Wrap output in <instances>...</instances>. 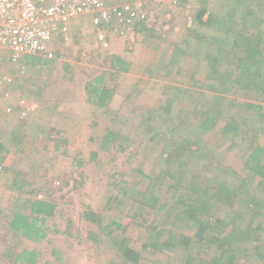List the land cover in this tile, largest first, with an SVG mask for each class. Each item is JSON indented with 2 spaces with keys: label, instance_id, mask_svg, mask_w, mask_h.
<instances>
[{
  "label": "rangeland",
  "instance_id": "374dc122",
  "mask_svg": "<svg viewBox=\"0 0 264 264\" xmlns=\"http://www.w3.org/2000/svg\"><path fill=\"white\" fill-rule=\"evenodd\" d=\"M127 2L134 5L136 1ZM203 10L210 23L199 26ZM137 16L128 29L122 21L125 13L121 19L115 13L123 47L134 50L139 43L142 46L140 39H158L151 43L156 52L144 50L146 56L168 61L173 46L194 59L198 47H205L209 56L214 47L223 46L210 75L176 78L158 68L154 76L149 75L148 66L138 65L146 75L133 87L125 84L121 98L113 97L112 108H107L91 91L99 75L108 71L109 52L119 46L118 39L108 48L109 39H88L89 33L82 28L72 32L70 24L46 54L13 58L0 49V73L12 79L0 85V264H19L15 258L24 248L39 250L41 264H185L186 250L161 248L158 233L165 226L177 239L182 234L192 236L199 226L178 218L182 206L172 205L179 189L171 187L173 179L167 173L172 174L175 167L183 168L172 175L181 180L179 188L188 197L196 196L194 187L210 189L212 195L222 183L233 192L231 206L215 201L203 211V225L212 217L220 218L217 231L209 229L205 234L214 237L216 246L197 245L195 254L208 260L220 252L217 241L225 239L235 264L263 263L257 254L264 253V184L244 171L243 163L253 144L264 147V118H260L264 109L251 110L244 103L264 107V94L251 88L234 90L229 83L216 84L215 78L218 73H227L230 80L235 77L232 55L236 49L227 40L240 41L241 35L250 38L260 29L264 38V23L257 26L264 21V0H151ZM148 25L154 29L147 31ZM170 39H189L192 50L185 43L173 45ZM199 61L194 60L195 67ZM161 85L168 90L162 91ZM209 112L224 121L204 132L200 124ZM225 122H243L242 129L238 134H224L220 127ZM110 132L116 136L102 147ZM179 146L193 151L185 149L175 157ZM152 193L161 203H171L158 215L143 204ZM29 197L57 205L54 216L48 218V236L39 242L20 237L8 226L12 210L27 211ZM257 201L262 202L259 208H255ZM113 221L124 223L123 228ZM124 238L126 246L138 254L136 262L124 257L120 248Z\"/></svg>",
  "mask_w": 264,
  "mask_h": 264
},
{
  "label": "trees",
  "instance_id": "16d2710c",
  "mask_svg": "<svg viewBox=\"0 0 264 264\" xmlns=\"http://www.w3.org/2000/svg\"><path fill=\"white\" fill-rule=\"evenodd\" d=\"M205 12L206 11L203 10L199 15V26H204L210 23L207 22V20L204 18ZM261 23H264V21L259 20L257 26H260ZM203 37L204 36L201 37L203 40H207L206 37ZM262 37V30L260 29L257 34H253L252 36H250V38H244V35H241L240 41H238L237 39L227 40L229 41V43L232 42V46L236 49V53L232 55L236 59L233 63V65L235 66V74L233 75L235 77L233 80H230V77L227 75V73H218L215 78V83L217 84L219 82H225L226 84L229 83L231 85V88L234 90L244 92L247 89L251 88L252 91H256L259 95L264 94V38ZM227 39H230V37ZM218 48L214 47V49L211 50L212 52L208 53L210 58L212 57L211 59H213V67L217 62L216 60L219 58L220 53L222 52L223 46H221L220 50H218ZM112 66L119 71L128 70V63L118 57H112ZM102 78L103 77L97 78L96 82L98 85H94L91 91V94L96 95L99 98V104H104L108 93L107 90L100 87L102 83ZM99 93H101V95ZM244 104L247 106L248 109L251 110L254 109L256 111H260V109H264L263 105L257 102L246 101ZM223 118L224 117L219 114L216 115L209 112L207 117L200 124V127L204 132L210 131L215 127H218L219 123L221 121H224ZM260 118L261 120H263L264 114L260 115ZM247 122L248 121H244L245 125L248 124ZM242 124L243 122H225V125L220 127V131L224 134H238L239 131H241L242 129ZM262 132L264 133V129L262 130ZM114 136L116 135L110 132L105 138L102 147H105L108 144L110 137ZM189 148L190 147L187 146H179L174 156L176 157L183 155L185 149L189 150ZM192 151L193 150L191 149V152ZM182 164L183 161H181L178 166H181ZM180 168L181 170H183L182 167ZM180 168H172V174L175 171L181 172ZM243 169L244 171L248 172V174L253 176V179L257 180L259 185L264 184V147L261 143H255L252 145V151L246 157V160L243 163ZM183 173L184 172H182V174ZM167 174L170 175L173 179V182L171 183L172 185L170 184L171 187L179 189L178 199H175L172 202V205H179L180 203L182 206L181 214L178 215V218L185 217L188 220H193L196 224H199V226L197 227V232L192 236L182 234L179 235L177 239L170 234L171 231L168 232L165 226L158 228V233L159 235H161L159 237H161V239L163 240V242L161 243V248H168L171 250H174L175 248L179 247V249L184 248L186 250V257L184 260L185 264H235V255L234 253L229 251L230 249H228V247L225 246V239H223L222 243L221 241H217L220 242L217 245V248L220 252L214 255L212 258L207 260L195 254V247L197 245L201 244L206 247L208 246L207 248H212V246H216V241H214L213 239L214 237L210 235L206 236L205 234L206 231H208L209 229L217 231V226L215 224H217L216 222L220 221V218L215 219L212 217L208 224L205 223V225H203L205 220V218L203 217V211L207 210V208L209 207H213L215 201H220L222 204H227L229 206L232 205L233 192L228 189V185L226 186L222 183L220 184V187L218 189L215 188V186H212L211 188L213 190L215 188L214 194L212 195L208 194V192H210V189L208 190L203 188L200 190L199 188L194 187L193 192L196 193V196L192 198L188 197L187 192L182 191L183 189L179 188L181 186V180L178 177L172 175L169 171ZM146 193L147 192H144L142 196L145 197V195H147ZM234 194L237 195V193ZM151 195V200L149 202L144 201L143 204L149 206V208L152 209V211H154L155 213L157 212V215L158 213L162 212V210H165L166 207L171 205V203L168 202L161 203V200L156 197V195H154L153 193ZM115 200H118V197H115L114 201ZM244 202L248 203L247 200ZM259 204H262V202L257 201V203H255V208H257V206L259 208ZM26 207L28 208L27 211L14 209L11 211L10 215H8V226L10 230L17 233L20 237L26 238L34 242H39L47 238L48 232L50 230L48 218L54 216V214L56 213V203L54 201L29 197L28 199H26ZM255 208H251V211L255 212V210H257ZM113 224L119 226V228H123L124 223L121 224L113 221ZM163 235L165 236V239L164 237L162 238ZM126 243L127 238L121 240L120 248L124 254V257L136 262L138 260V254L129 249V247L126 246ZM154 244L157 249L159 246V242L156 241V243ZM145 247H147V245H145ZM257 255L262 259V264H264V253L258 251ZM15 260L19 264H41L39 261V250L35 248L22 249L16 255Z\"/></svg>",
  "mask_w": 264,
  "mask_h": 264
},
{
  "label": "built area",
  "instance_id": "2783aa9c",
  "mask_svg": "<svg viewBox=\"0 0 264 264\" xmlns=\"http://www.w3.org/2000/svg\"><path fill=\"white\" fill-rule=\"evenodd\" d=\"M135 1L131 5L127 0H0V49L13 58L46 54L55 37L66 33L71 20L80 15H90L93 25L102 29L113 24L116 12L119 19L125 13L124 28L130 29L151 0ZM98 38L106 39V33L100 30ZM11 80L0 73V85Z\"/></svg>",
  "mask_w": 264,
  "mask_h": 264
},
{
  "label": "crops",
  "instance_id": "0c3cea01",
  "mask_svg": "<svg viewBox=\"0 0 264 264\" xmlns=\"http://www.w3.org/2000/svg\"><path fill=\"white\" fill-rule=\"evenodd\" d=\"M115 11H117V9ZM117 20H118L117 18L114 20L115 23H113L111 27L110 26L104 27L102 29L93 25L90 15H80V16L72 19V22L70 23L71 27H72V32L74 31L77 33L82 28L83 32L85 31V32L89 33L90 36L88 37V39H98L97 38L98 33L100 30H102L103 32L106 33V39H109V41L107 42L108 48L114 47L115 43H114L113 39H118V42H116V44L119 45L118 47H121L119 49L117 47L114 51L111 50L109 52L108 59H110V67H109L107 72H104L101 75H99L100 77H103L100 87H102L103 89L108 91L106 101L104 102V104L101 105V107L103 106V107H107V108H112V103L114 100H116V99H114L112 101V98L113 97L121 98V95H120L121 88L123 86H125V84L127 85V87H133L142 78L141 76L146 75V70H145V72H144V70L142 71L141 70L142 67L139 68L138 65L148 66L147 69L148 70L150 69V71H148L150 73L149 75H152V74L154 76L158 75L157 71L158 72L160 71V70H158V68H159V69L164 71V73H162L163 75H165V76L170 75L171 77H176V78L179 77L180 75H183V74L200 78L202 75H206V73H207V75H210L209 69L210 70H211V68L214 69L213 64H211L210 62L208 63V60H207L208 56H207V52H206L205 47H204L205 50L200 49L198 47L197 54L195 55L196 59H194L193 56L188 55L187 52H184L185 55H183V53L181 54L180 52L184 51L182 48L179 49L182 51H179V50H176L175 46H173L174 49L168 50V53H169L168 58L166 57V60L168 59V61H163V59H161L163 57H159V59H156V57L152 56V55H149V57L146 56L147 52L144 50L150 51L149 52L150 54L153 51L156 52L157 49L153 48L151 46V43H152V41L157 42L158 39H140V41L141 40L143 41L142 46H141V43H139V45L134 50L132 48L123 47V45H121V39H122L121 38V32H120L121 23L117 22ZM113 25H117V28H114ZM190 25H191V23H190ZM146 29H148L147 31L152 30V29H154V26L148 25V28L146 27ZM115 30H116V32H114ZM193 30H195V29H193V28H192V30L190 29V31H193ZM161 40L162 39H159V41H161ZM169 41H171L173 43V45H175L177 43H178L177 45H179L181 43H185V44H187L186 47H188V49L192 48L191 44L193 45V42L189 39H170ZM147 43L149 44V46L146 47ZM171 47H172V45H171ZM190 49H189V51H190ZM138 53H139V55H137ZM112 57H118V58L126 61L128 63V70L119 71L115 67H113L112 66ZM187 57H189V58L187 59ZM209 59H211V58H209ZM142 60H143V62H142ZM194 60H200L199 61L200 63L198 64L197 67L194 66V63H193ZM182 62H183V64H182ZM177 65H179V66H177ZM199 67H200V69H199ZM183 70H184V72H183ZM134 74H137V75H134ZM125 79L128 80L127 83L125 82L126 81ZM108 81H112L114 84L109 85L107 83ZM174 86H176V84ZM167 90H168L167 88H164L162 86V91H167ZM75 102H76V100H75ZM73 105H74V101H73ZM69 108L72 109L71 106H69ZM116 108L117 107H113V109L117 111L118 109H116ZM72 117H73V114L71 113L70 118H72Z\"/></svg>",
  "mask_w": 264,
  "mask_h": 264
}]
</instances>
